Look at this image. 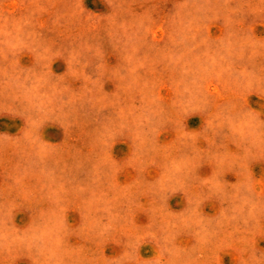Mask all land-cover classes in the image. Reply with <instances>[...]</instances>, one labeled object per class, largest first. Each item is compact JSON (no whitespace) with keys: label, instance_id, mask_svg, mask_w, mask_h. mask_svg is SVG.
<instances>
[{"label":"rangeland","instance_id":"1","mask_svg":"<svg viewBox=\"0 0 264 264\" xmlns=\"http://www.w3.org/2000/svg\"><path fill=\"white\" fill-rule=\"evenodd\" d=\"M0 264H264V0H0Z\"/></svg>","mask_w":264,"mask_h":264}]
</instances>
